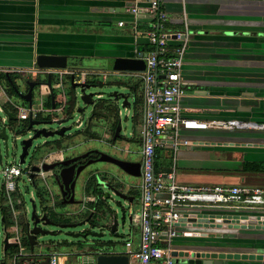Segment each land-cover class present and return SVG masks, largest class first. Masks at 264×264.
Returning <instances> with one entry per match:
<instances>
[{
	"label": "crops",
	"instance_id": "crops-1",
	"mask_svg": "<svg viewBox=\"0 0 264 264\" xmlns=\"http://www.w3.org/2000/svg\"><path fill=\"white\" fill-rule=\"evenodd\" d=\"M136 1L139 6L143 5L141 0H0V69L15 73V69L32 66L36 53H57L70 57V67L63 74L83 69L104 72L114 78L116 75L106 68L83 67L82 63L85 59L124 52L138 55L152 48L148 39L134 35L130 26L133 15L125 8ZM161 9L174 28L171 30H186L188 37L181 69L187 84V93L181 99L183 115L200 120L234 118L264 124V0H163ZM119 20H125V24L118 25ZM148 20L141 16L138 23L144 25ZM176 43L174 39L169 41L171 45ZM94 76L97 75L87 74L86 79L90 81ZM132 85L141 113L129 134L133 132L140 144L144 99L140 77ZM0 94L3 97L0 107H3L6 97L1 90ZM63 100L62 94H58L56 105ZM51 104L45 95V106L51 107ZM128 114L133 115V111ZM183 135L192 143L175 156L167 145L157 148L158 171L167 172L174 166L176 179L181 184L264 186V170H243L245 163L264 165V128L189 130L183 131ZM88 149L92 148L80 146L72 154ZM56 155L64 156L63 153ZM99 169L95 164L88 171L90 176L82 192L87 200L95 197L92 188L96 179L92 173ZM136 182L139 185L140 178ZM124 191L133 199L129 210L130 232L121 250H111L122 253L128 237L137 241L140 204L139 186L126 187ZM85 205L91 207L92 202ZM203 207L208 209H197L223 217L233 213V217L249 219L254 214H264V204ZM209 229H196L198 236L175 238V248L181 249L184 244L213 245L205 249L233 255L231 259H224L223 264H261L253 255L264 252V229L250 224L231 228L227 224L213 228L218 234L211 235ZM206 231L204 236L202 233ZM51 252L59 253V264H78L66 249L51 248ZM22 253L21 257L30 254ZM44 253L39 250L35 253L36 263L43 261ZM18 259L12 256L10 264H18ZM173 264L181 263L174 260Z\"/></svg>",
	"mask_w": 264,
	"mask_h": 264
},
{
	"label": "water",
	"instance_id": "water-1",
	"mask_svg": "<svg viewBox=\"0 0 264 264\" xmlns=\"http://www.w3.org/2000/svg\"><path fill=\"white\" fill-rule=\"evenodd\" d=\"M146 55L143 52L138 55L124 52L101 56L99 60L104 61L105 68L113 72L116 77L111 81L103 77L102 81L96 78L89 81L86 76L82 77L83 75L80 74L83 69H74L63 74L70 67L68 60L70 57L67 55L36 53L31 65L45 68L47 86L45 91L52 106H45V121L28 120V130L41 123H45V128L34 130L31 137L22 140L19 164L25 162L32 140L39 136L45 137V162L41 166L31 165L30 178L33 181L34 175L42 170L45 174L49 173L50 180L45 175V211L38 215L35 204L32 203L31 223L27 221L25 224V236L30 254L27 257H20L18 264H22L23 261L30 264H47L49 255L53 253L51 248L68 250L70 258H74L78 264H128L129 259L124 252L111 250L115 244L114 240L122 238V235L118 234L119 226H124L126 221L130 224L129 210L133 199L124 189L137 188L136 181L141 175V162L134 152L121 148L119 143H128L131 140L130 134L127 135L125 132L127 126L125 128L123 126L122 115L126 112L124 116L127 118L129 111L132 110L134 113L137 99L132 82H135L139 73L145 70ZM5 74L8 75V72ZM65 76L67 78H64ZM9 81L16 95L30 106L32 88L37 82L27 81L28 90L24 93L15 87L11 80ZM94 87H99L101 90L87 91ZM58 94H62L64 100L57 106ZM4 113L8 121L16 119L5 110ZM75 113L80 116L75 120L73 129L70 121L73 120ZM132 116L131 114V119ZM115 120L116 127L113 129L112 124ZM96 124L101 128L100 133L92 130L91 125ZM80 135L99 140L121 155L88 149L79 154L73 155L72 152L62 157L54 156L55 153L64 154L69 148L79 147L75 139ZM7 138L6 127L2 125L0 143L1 140L4 141L6 154ZM225 142L233 144L234 141ZM91 154H95L96 157H91ZM1 158L0 153V161ZM99 163L108 165H98L100 169L93 171L92 175L96 183L92 193L95 197L87 200V196L82 192L90 176L88 171ZM89 201L92 202L91 207L85 205ZM198 221L210 223L209 234H218L213 228L218 229L221 225L227 224L231 228H243L246 224H250L257 229H264L263 213L254 214L249 219L239 218L237 215L233 217V213L224 217L214 213ZM202 234L207 236V231ZM185 235L198 236V232H187ZM38 236H45V241L42 242L45 246V253L42 255L44 260L40 263H36L37 256L34 253ZM16 245L17 242L10 241L5 236L3 251ZM182 246L179 251L173 252L175 263L223 264L224 259H231L233 256L231 253L205 249L213 245L184 244ZM257 254L253 255V258L264 264V252Z\"/></svg>",
	"mask_w": 264,
	"mask_h": 264
},
{
	"label": "built area",
	"instance_id": "built-area-1",
	"mask_svg": "<svg viewBox=\"0 0 264 264\" xmlns=\"http://www.w3.org/2000/svg\"><path fill=\"white\" fill-rule=\"evenodd\" d=\"M142 6L136 1L134 5L125 8L127 13L133 15L129 22L134 35H143L152 45V49L146 52L145 70L139 73L143 90V121L140 126V204L139 226L137 241L128 237L124 241V254L128 256V264H173L175 238L187 232L206 229L209 222L198 221L209 217L214 213H202L200 209L206 207H241L264 204V186H246L230 184H181L176 179L175 167L170 171L161 172L155 167L157 148L169 146L173 155L181 148L189 146L192 141L183 135V131L206 129H251L264 128V124L244 121L240 119H210L200 120L183 115L184 108L181 99L187 93V84L182 79L181 69L187 47L188 37L186 30H171L165 27L168 16L161 3L163 0H141ZM141 16L156 19L149 22L146 29L138 28V20ZM125 24V20H119L118 25ZM176 40V44L169 41ZM139 54V53H137ZM2 73L10 72V69H0ZM14 71L30 77L31 73L43 75L42 81H37L39 96L47 95L45 85V68L32 65L30 67L15 69ZM80 74L102 75L107 73L82 71ZM0 90L6 97L5 104L8 113L15 116V120L35 119L38 114L45 113V101L35 103L31 96V105L25 100L21 103L11 101L5 88ZM1 110L4 112L3 107ZM9 123L7 115L3 119ZM45 162V157L37 164ZM30 167L27 169L30 178ZM3 182V204L7 205L14 220L9 240L17 242L19 251L14 256L18 259L23 256L20 242L19 216L25 214L21 209H16L15 196L16 179L22 174L18 165H4L1 170ZM44 171H40L35 177L44 179ZM45 206V205H44ZM216 215V214H215ZM223 217V216H221ZM194 219V221L192 220ZM60 255L53 252L49 255L47 264H59ZM22 264H29L23 261ZM67 264H75L69 262Z\"/></svg>",
	"mask_w": 264,
	"mask_h": 264
},
{
	"label": "rangeland",
	"instance_id": "rangeland-1",
	"mask_svg": "<svg viewBox=\"0 0 264 264\" xmlns=\"http://www.w3.org/2000/svg\"><path fill=\"white\" fill-rule=\"evenodd\" d=\"M83 67H99V68H105L104 61H101L97 58L93 59H85L82 63ZM30 78H32L34 81H42L43 75L40 73H31L29 74ZM94 78L98 79L99 81H102V75L95 76ZM92 79V78H91ZM107 81L113 80V76L110 75V77H106ZM15 85L18 87L19 90L25 89V80L21 79L20 77H17L15 79ZM3 87V86H2ZM101 90L99 87L90 88L87 90L90 91H99ZM3 97H1L0 94V101H2ZM33 98L35 103H43L45 101V96H39L38 94V88L35 87L33 90ZM11 101L15 103H21V98H19L17 95H13L11 97ZM7 108L11 110L10 105L7 104ZM126 112H123V126L124 128L127 126V129H125L126 134H129V131H131V128L134 127L131 119V115L127 114V118L124 116ZM42 115H45L43 113ZM5 113L1 110L0 107V127L4 125L6 127V133H7V154L5 152V144L4 141L1 140L0 143V153H1V161H0V209L2 207V195H3V176L1 173L2 168L4 165H18L22 169V174L19 176L18 179H16V190L13 192V195L15 196V202L16 205H20L18 208L23 210L25 214H22L20 217V221L26 222L30 221V214L32 210V203L35 204L36 213L38 215H41L43 211H45V201L42 203L40 198L36 195L37 188H44L45 189V175L49 178V173L44 172V179L41 177H35L33 180L28 179V173L27 169L31 165H37L44 157H45V137L39 136L32 140L31 146L28 148V154L25 156V162L23 164H19V155L21 153V147H22V140L27 139L28 137H31L34 134V130L45 128V123L36 124L33 126L32 129H23V120H13L11 123H4L3 119L5 118ZM79 114L75 113V116L73 120L70 121V123L73 126V129L75 128V120L79 118ZM125 117V120H124ZM92 130L96 131L97 133H100L101 128L96 125H91ZM133 133V132H132ZM131 139L133 138V134L130 135ZM76 144L92 149H98L101 151H105L107 153H111L114 155H121L117 153L115 150L109 148L108 146L104 145L103 142H100L99 140L85 138V136L80 135L76 137L75 139ZM79 146V147H80ZM119 146L121 148L127 149L131 152L135 153V156H138V153L140 151V144L135 140L132 139L128 143H119ZM75 147V146H74ZM73 148V147H72ZM69 148L65 150L64 155H69L74 151H77V147L75 149ZM137 154V155H136ZM134 156V157H135ZM97 165H108L107 163H99ZM79 193V197H80ZM79 207V206H77ZM80 208V207H79ZM1 210H0V263L4 262L5 264H10V259L12 258L11 255L5 254L3 251V240L7 234L11 235L13 234V227L8 228L2 221H1ZM21 222L20 230L22 228L23 223ZM42 227L45 229V226L42 225ZM9 231V233H8ZM130 232V226L128 221H126L124 226H119L118 228V234L122 235V238H117L114 240L115 244L113 246V249L121 250L123 248V240L129 234ZM45 241V236H38L37 237V244L34 246V253L38 252H45V246L44 248H41L43 246L42 242ZM21 245L23 246L22 252L29 253V247L26 245L25 242H22Z\"/></svg>",
	"mask_w": 264,
	"mask_h": 264
},
{
	"label": "trees",
	"instance_id": "trees-1",
	"mask_svg": "<svg viewBox=\"0 0 264 264\" xmlns=\"http://www.w3.org/2000/svg\"><path fill=\"white\" fill-rule=\"evenodd\" d=\"M152 20L154 21L156 19H149L148 22H150ZM148 24L149 23L141 25L140 23H138V28L146 29L148 27ZM165 27L167 29H174L171 26V24L169 23L168 20L165 22ZM151 49L152 48H149L148 50H151ZM15 78H17V76L14 73H8V75H6L5 73H2V72L0 73V84L5 88V91H6L7 95L10 96V97H12L13 95H16V93H15V91H14V89L11 86L10 81H9V80H11L12 83H14V79ZM15 87H17V86L15 85ZM3 109L8 112L7 104L4 103ZM140 113H141V108H140V104L137 101V104H136V106L134 108V113H133V116H132V122H133L134 127H136V124H137L136 121H137V118L140 115ZM42 114L43 113L38 114L35 119L39 120V121H45V115H42ZM11 122H13V121H10L9 123H11ZM27 126H28V121L24 120L23 129H27ZM115 127H116V120L112 124V128L115 129ZM134 138L135 137H133L132 139H134ZM243 170L244 171H262V170H264V165L257 164V163H245L244 166H243ZM33 182H34V180H33ZM36 195L40 198L42 203L45 201V189L44 188H37ZM14 196H16V194H14ZM1 199H2V207H1L0 210H1V215H2V217H1L2 218V222L6 226H8V228H11L14 225V220H13V217H12V213H11L9 207L7 205L3 204V200H4L3 195L1 197ZM19 206L20 205H16L15 206L16 209H19L18 208ZM21 222L22 221H20V217H19L18 223L20 225H21ZM22 223H23V225H22V228L20 230V242L21 243L25 242L26 245H28V241H27V238L25 236V224H26V222H22ZM8 233H9V231H8ZM6 237H9V234H7ZM18 251H19V246L16 245V246L9 247L4 253L6 255L9 254V255L13 256Z\"/></svg>",
	"mask_w": 264,
	"mask_h": 264
},
{
	"label": "flooded vegetation",
	"instance_id": "flooded-vegetation-1",
	"mask_svg": "<svg viewBox=\"0 0 264 264\" xmlns=\"http://www.w3.org/2000/svg\"><path fill=\"white\" fill-rule=\"evenodd\" d=\"M9 73H11V72H9ZM17 77H20L21 79H23V80H25V89L24 90H20V91H22V92H27V90H28V85H27V81H34L32 78H30V77H28V76H26L25 74H22V73H19V72H15L14 73ZM16 79V78H15ZM15 79H14V81H15ZM34 82H37V81H34ZM13 85H15V82L13 83ZM35 87H36V85H34L33 86V88H32V92H31V96L33 95V90L35 89ZM18 88V87H17ZM91 157H96V155L95 154H91ZM139 160H140V157L138 158ZM38 174V173H37ZM37 174H35L34 175V177L37 175ZM44 260V259H43Z\"/></svg>",
	"mask_w": 264,
	"mask_h": 264
}]
</instances>
